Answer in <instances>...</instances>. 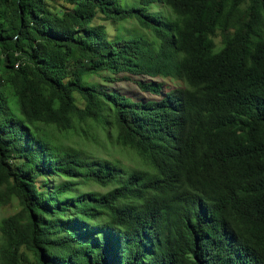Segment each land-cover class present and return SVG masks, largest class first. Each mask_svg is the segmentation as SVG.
<instances>
[{
    "label": "trees",
    "instance_id": "obj_1",
    "mask_svg": "<svg viewBox=\"0 0 264 264\" xmlns=\"http://www.w3.org/2000/svg\"><path fill=\"white\" fill-rule=\"evenodd\" d=\"M10 203L0 264H264V0H0Z\"/></svg>",
    "mask_w": 264,
    "mask_h": 264
},
{
    "label": "rangeland",
    "instance_id": "obj_2",
    "mask_svg": "<svg viewBox=\"0 0 264 264\" xmlns=\"http://www.w3.org/2000/svg\"><path fill=\"white\" fill-rule=\"evenodd\" d=\"M122 3L125 4V5H132V4L136 5V4L139 3V0H122ZM152 9L155 10V11H160L163 14H165L166 16L169 15L168 8L165 7L163 4L162 5L154 4V5H152ZM104 22H105V24L107 26V29L109 30V33H110L111 36H113L116 33L117 26H119L120 28L121 27L127 28L129 30L133 29V28H136L138 26V24H137V22L135 20H130V21H127V22H125V21L124 22H118V23H113V22L109 23L107 21H104ZM120 23H123V24H120ZM93 80L102 82L104 84H107V82L103 81L98 76H94ZM119 86L125 87L127 89L134 88L133 84H130V83H127V82L119 83ZM10 101H11V104L13 106V109L17 110V106H16V103H15V96H13V95L10 96ZM71 141H73V143L78 142V137L77 136L72 137ZM90 149H93L97 154L102 155L104 157L122 158L123 162L125 161L126 163H131V160L129 158V156H131V155L127 154V153H123V152L119 151L117 148H112L111 150H109V149H104V148L97 149L96 147L91 146ZM56 182H60V179L57 178ZM92 189L100 190V191H105L106 190V188H103V187H101L99 185H93ZM16 210H18V208H17V206L14 203L7 204L6 206L0 208V217L8 216V215L14 213Z\"/></svg>",
    "mask_w": 264,
    "mask_h": 264
}]
</instances>
